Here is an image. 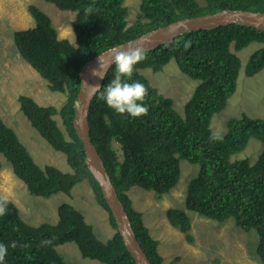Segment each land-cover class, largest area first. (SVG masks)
<instances>
[{
	"label": "trees",
	"instance_id": "16d2710c",
	"mask_svg": "<svg viewBox=\"0 0 264 264\" xmlns=\"http://www.w3.org/2000/svg\"><path fill=\"white\" fill-rule=\"evenodd\" d=\"M45 1L74 14L73 41L59 38L49 15L30 5L35 26L14 31L13 42L21 58L46 81V87L51 92L63 93L65 100L58 108L41 105L23 94L17 101L29 124L51 148L64 154L71 171L63 172L51 164L42 168L36 165L15 131L1 118L0 156L33 196L69 194L74 184L85 179L96 203L108 213L113 231L109 238L100 240L82 211L64 202L57 206L54 223L30 224L21 217L18 205L9 200L6 215L0 216V243L9 246L5 264H71L65 259L63 248H58L66 243L74 244L82 258L100 264H136L116 229L98 183L86 167L84 147L72 125L79 69L101 51L172 21L222 9L263 12L264 0H139V13L130 24L126 20L125 0ZM88 5L96 9L91 14L85 13ZM252 42L258 45L243 68V76L251 77L264 66V30L254 27L230 24L193 31L147 51V59L135 66L132 76V81L148 88L144 101L149 108L146 116L117 114L98 99L114 78V65L91 100L89 138L151 264H167L158 252L163 237H157L149 220L144 219L146 224L141 211L131 206L126 191L138 186L155 197L169 192L179 180L181 162L194 165L195 172L187 179L183 208L165 209L169 224L183 234L186 242L192 243L190 231L195 223L188 211L216 222L232 220L242 231L256 233L254 255L264 264V118L245 113L229 118L226 132L221 134L223 139H210L214 134L210 128L212 116L225 107L237 86L241 69L237 52ZM171 59L183 74L198 80L182 114L174 108L172 98L151 85L141 72H161ZM251 138L259 140L262 146L257 159L252 163L246 157L231 160V155L242 151ZM113 143L117 144L119 155ZM44 240L51 243L42 245ZM13 241L16 248L10 246Z\"/></svg>",
	"mask_w": 264,
	"mask_h": 264
},
{
	"label": "rangeland",
	"instance_id": "374dc122",
	"mask_svg": "<svg viewBox=\"0 0 264 264\" xmlns=\"http://www.w3.org/2000/svg\"><path fill=\"white\" fill-rule=\"evenodd\" d=\"M15 1L21 2L25 7L33 3L49 15L59 38L73 41L72 12L60 10L45 0ZM139 2V0H125L128 24L132 23L139 13ZM12 3L13 0H0L3 8L11 6ZM41 6L46 8L43 9ZM20 9L21 14L14 11L8 22L0 28V63L2 61L7 63V68L0 65V95L3 93V101H5L2 103L0 100V112L4 123L14 128L17 138L24 144L36 165L42 168L46 164H51L63 172H70L71 168L66 163L64 154L51 148L19 110L17 97L21 93L32 94L43 105L52 104L57 108L65 100L63 93L51 92L46 87V82L37 77L36 72H33L34 76L29 74L33 69L17 54L12 42V31L15 28L24 29L34 25V20L27 9L22 6ZM23 15L28 18L25 19ZM257 45L256 42L249 43L237 52L241 61L237 86L225 107L212 116L210 123L212 133L224 134L227 120L240 117L243 113L251 117L264 118V66L251 77L243 76L246 59ZM21 59L31 70L21 67ZM16 63H19L18 67H14ZM163 67L158 73L150 69H143L141 72L151 85L158 87L161 92L172 98L174 108L182 114L183 105L198 84V80L183 74L173 59ZM241 76L243 78H240ZM56 118L61 126L60 119ZM113 146L116 147L119 155L117 144L113 143ZM261 147L259 140L251 138L242 151L231 155L230 158L234 160L246 157L252 163L257 159ZM0 157V196H7L16 203L21 217L27 223L34 225L43 221L54 223L57 219V206L64 202L82 211L85 220L92 224L100 240L109 238L113 230L108 222V213L96 203L85 179L74 184L69 194L58 192L48 198L33 196L28 193L24 183L13 174L10 164L2 156ZM181 161L188 163L186 160ZM180 168L181 174L176 185L161 196L155 197L151 191L138 186H132L126 191L131 206L141 211L143 220H149V226L152 230L156 229L157 237L161 239L163 237L158 244V252L163 257V261L167 264H261L254 255L256 233L253 230L242 231L233 224L232 220L216 222L187 210L190 218L193 215L195 223L190 231L193 235L192 243L186 242L183 234L169 224L164 211L168 207L183 208L187 179L195 172V166L192 164L181 162ZM145 220L147 224L148 221ZM58 248L59 250L63 248L65 259L71 264H100L96 260L82 258L72 243L59 245Z\"/></svg>",
	"mask_w": 264,
	"mask_h": 264
},
{
	"label": "water",
	"instance_id": "95a60500",
	"mask_svg": "<svg viewBox=\"0 0 264 264\" xmlns=\"http://www.w3.org/2000/svg\"><path fill=\"white\" fill-rule=\"evenodd\" d=\"M238 24L247 27H254L264 30V11H251L241 9H222L213 13H207L192 17H186L172 21L166 25L156 27L139 36L111 46L88 59L79 69V89L74 100V117L72 119L75 133L81 140L85 151V163L89 172L98 183L105 202L107 203L116 224V229L121 235L124 246L133 257L136 264H151L142 247L140 246L133 229L130 225L128 215L124 206L120 202L117 191L103 166V162L97 152L95 145L89 138L88 115L91 100L96 95L89 94V88L85 85H99L103 82L92 74L94 69H98V56L105 58L106 62L111 59L113 49L127 48L129 45L138 46L147 51L153 50L160 45L172 43L177 37L185 33L200 30H213L217 27Z\"/></svg>",
	"mask_w": 264,
	"mask_h": 264
},
{
	"label": "clouds",
	"instance_id": "9594fccd",
	"mask_svg": "<svg viewBox=\"0 0 264 264\" xmlns=\"http://www.w3.org/2000/svg\"><path fill=\"white\" fill-rule=\"evenodd\" d=\"M30 5H34V4L31 3L25 7L21 5V2L18 3L15 0H13L11 6H6L3 8L0 5V28L3 27L8 22L14 11L21 14L20 6H22V8H26L28 13L34 20L35 18L29 11ZM41 7L43 9L46 8L45 6H41ZM95 10L96 9L94 8L93 5H88L85 8V13L91 14ZM34 26H35V20H34V25L28 28H32ZM21 28L23 27L15 28L12 31V35H11L12 42H13V32L17 30H23ZM28 28H24V29H28ZM17 54L19 55L18 51ZM110 55H111V59H109L107 62L104 57L99 55L98 56L99 67L98 69H94L92 72L94 76L103 79L105 73L110 67L114 65L115 68L114 78L106 85L103 92L99 94L98 99L105 101L107 106L113 109L117 114L120 115L127 114L133 118L146 116L149 112V108L144 103V101L145 98L148 96V88L143 83H140L138 81H132V76L135 66L147 59L146 50L138 46L129 45L127 46V48L113 49ZM85 85L89 88V94H95L100 89L99 85H88L86 82ZM210 139L214 141H219L223 139V136L219 133H214L210 137ZM9 203L10 201L7 196H0V216L6 215ZM50 243L51 240L42 241V245H47ZM10 246L12 248H16L17 247L16 241L11 242ZM24 246L26 247L27 245ZM8 248H9L8 245H5L4 243H0V264H5V258L8 254Z\"/></svg>",
	"mask_w": 264,
	"mask_h": 264
},
{
	"label": "crops",
	"instance_id": "0c3cea01",
	"mask_svg": "<svg viewBox=\"0 0 264 264\" xmlns=\"http://www.w3.org/2000/svg\"><path fill=\"white\" fill-rule=\"evenodd\" d=\"M26 19L28 18L27 16H25V15H23ZM21 62H22V65H21V67H23L24 69L25 68H29L25 63H24V61L21 59ZM18 64L19 63H16L15 65H14V67H18ZM0 65L2 66V67H6L7 68V63L6 62H4V61H2L1 63H0ZM30 69V68H29ZM31 70V69H30ZM33 72L35 73V71H33V70H31L30 72H29V74H31V75H33ZM36 75H37V77H39V78H41L37 73H35ZM34 76V75H33ZM41 80V79H40ZM42 80H44L43 78H42ZM45 81V80H44ZM46 82V81H45ZM24 93H28V92H24ZM21 94H23V93H21ZM23 95H26V94H23ZM19 96V95H18ZM27 96H30V97H32L36 102H38L35 98H34V96L32 95V94H29V95H27ZM0 100H1V102L2 103H5V101H3V93L0 95ZM38 103H40V102H38ZM41 105H43L42 103H40ZM4 111V110H3ZM21 117H22V115H21ZM0 118L3 120V116H2V114H1V112H0ZM23 118V117H22ZM12 128V127H11ZM13 130H14V128H12Z\"/></svg>",
	"mask_w": 264,
	"mask_h": 264
},
{
	"label": "bare ground",
	"instance_id": "6f19581e",
	"mask_svg": "<svg viewBox=\"0 0 264 264\" xmlns=\"http://www.w3.org/2000/svg\"><path fill=\"white\" fill-rule=\"evenodd\" d=\"M21 142V141H20ZM22 143V142H21ZM23 144V143H22ZM24 145V144H23ZM18 209H19V207H18ZM19 211H20V209H19Z\"/></svg>",
	"mask_w": 264,
	"mask_h": 264
}]
</instances>
